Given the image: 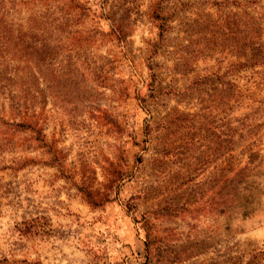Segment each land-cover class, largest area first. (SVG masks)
Masks as SVG:
<instances>
[{
    "label": "rangeland",
    "instance_id": "obj_1",
    "mask_svg": "<svg viewBox=\"0 0 264 264\" xmlns=\"http://www.w3.org/2000/svg\"><path fill=\"white\" fill-rule=\"evenodd\" d=\"M6 46L0 264H264V0H0Z\"/></svg>",
    "mask_w": 264,
    "mask_h": 264
},
{
    "label": "trees",
    "instance_id": "obj_2",
    "mask_svg": "<svg viewBox=\"0 0 264 264\" xmlns=\"http://www.w3.org/2000/svg\"><path fill=\"white\" fill-rule=\"evenodd\" d=\"M33 41L36 42L35 40ZM31 46L35 54H36L35 52L36 49L44 51V44L42 47H39L37 43ZM7 51H8L7 46L5 48L1 47L0 56L3 53H6ZM17 79H19L20 81H16ZM22 80L23 79L21 77L15 78L14 76L9 75L7 66H4L3 68L0 69V89L4 88L5 86L9 87L10 85H14L15 83H20V85L22 86L23 84H25V81L23 82ZM31 80L34 83L33 82L32 83L29 82V83L32 84V86L36 87L35 84H37V78L36 80H33V78ZM25 90L29 91V86L28 88L24 89V91ZM22 93H17V94L13 93L12 95L9 96V98L7 99L9 101L8 102L9 110H6L4 105L2 108L4 111H7L11 115H13V117L12 119H6L4 118L3 113L0 112V124L8 125L10 128H12L13 132H19V133L29 132L32 135L31 139L36 143V146H37V144H39L41 141V130L42 129L38 123V116L34 112L29 113V114L26 112L28 92L27 93L24 92V94ZM21 159H23V156L21 157ZM228 211L229 209H225V208L220 210L221 213H225Z\"/></svg>",
    "mask_w": 264,
    "mask_h": 264
}]
</instances>
